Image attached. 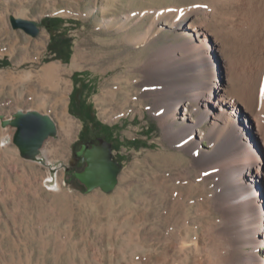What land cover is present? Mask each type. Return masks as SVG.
Returning a JSON list of instances; mask_svg holds the SVG:
<instances>
[{"label": "rangeland", "instance_id": "rangeland-1", "mask_svg": "<svg viewBox=\"0 0 264 264\" xmlns=\"http://www.w3.org/2000/svg\"><path fill=\"white\" fill-rule=\"evenodd\" d=\"M189 1L0 0V264H197L193 249L186 259L173 243L207 242L205 232L219 220L210 207L212 185L165 139L134 79L169 30L139 47L115 27L125 14ZM12 17L38 22L39 35L14 29ZM147 18L130 32H143ZM65 42L73 49L68 63L52 52ZM118 78L131 82L108 108L101 98ZM72 94L74 101L91 102L109 131L89 124L84 134V122L71 112ZM28 110L49 114L58 125L37 161L21 157L15 128L3 125ZM99 139L113 144L123 164L111 193L87 192L72 174L85 166L82 146ZM202 144L210 148L207 140ZM259 251L264 257V245Z\"/></svg>", "mask_w": 264, "mask_h": 264}, {"label": "bare ground", "instance_id": "bare-ground-1", "mask_svg": "<svg viewBox=\"0 0 264 264\" xmlns=\"http://www.w3.org/2000/svg\"><path fill=\"white\" fill-rule=\"evenodd\" d=\"M147 17L143 32H130ZM115 27L139 47L169 30L168 41L144 56L134 79L165 139L212 185L210 207L219 220L205 232L207 242L191 247L182 240L173 247L186 259L193 249L197 264H264V0L151 7L125 14ZM123 79L105 90L104 106L131 82Z\"/></svg>", "mask_w": 264, "mask_h": 264}, {"label": "water", "instance_id": "water-1", "mask_svg": "<svg viewBox=\"0 0 264 264\" xmlns=\"http://www.w3.org/2000/svg\"><path fill=\"white\" fill-rule=\"evenodd\" d=\"M11 22L14 29H21L32 37L40 33L36 21L12 17ZM3 125L15 128L13 144L21 157L29 161L40 160L46 142L58 135V125L54 118L36 110L18 111L12 119L3 121ZM78 155L83 157L86 167L75 176L87 192L101 189L111 193L117 187L123 164L116 158L111 142L99 139L89 147L82 146Z\"/></svg>", "mask_w": 264, "mask_h": 264}, {"label": "trees", "instance_id": "trees-1", "mask_svg": "<svg viewBox=\"0 0 264 264\" xmlns=\"http://www.w3.org/2000/svg\"><path fill=\"white\" fill-rule=\"evenodd\" d=\"M52 52L54 53V59L55 60H61L65 63H68L72 57L73 49H72V45L70 43L65 42V43H60L58 45H55V47H53V49H52ZM80 102L82 103V105L87 110L85 116H82L77 112V108H78L77 105L78 104L76 103V100L74 101V94H72V96H71V112L73 114H76L78 116V118L82 122H84V124H85L84 134H87L89 132V128H88L89 124L94 125L95 129L98 131H103V132L109 131V128L104 126L97 119L96 114H95L94 105L91 102H88L86 99H81ZM110 136H112V135L110 134Z\"/></svg>", "mask_w": 264, "mask_h": 264}, {"label": "flooded vegetation", "instance_id": "flooded-vegetation-1", "mask_svg": "<svg viewBox=\"0 0 264 264\" xmlns=\"http://www.w3.org/2000/svg\"><path fill=\"white\" fill-rule=\"evenodd\" d=\"M76 103L78 104L77 106H78V108H77V112L80 114V115H82V116H85V114H86V112H87V110H86V108L82 105V103L80 102V100L78 101V100H76ZM80 157V156H79ZM81 158V161H80V163L79 164H85V166L79 171V172H82V171H84V169H85V167H86V162L84 161V159H83V157H80ZM117 158V157H116ZM119 160V159H118ZM120 161V160H119ZM121 162V161H120ZM71 164H75V161H73V162H71ZM76 173H78V172H76L75 170L72 172V174L74 175V177H75V179H76ZM84 186V185H83Z\"/></svg>", "mask_w": 264, "mask_h": 264}]
</instances>
